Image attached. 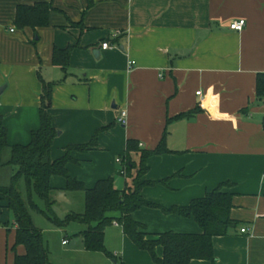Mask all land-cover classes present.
Returning a JSON list of instances; mask_svg holds the SVG:
<instances>
[{
    "label": "crops",
    "instance_id": "0c3cea01",
    "mask_svg": "<svg viewBox=\"0 0 264 264\" xmlns=\"http://www.w3.org/2000/svg\"><path fill=\"white\" fill-rule=\"evenodd\" d=\"M88 1L0 0V116L7 143L30 141L40 125L41 80L54 82L51 160L68 145L94 141L70 152L77 162L67 164L69 175L86 188L110 177L123 190L135 172L121 175L115 160L125 154L127 141L152 150L163 139L168 151L147 160L144 179L155 183L141 190L145 199L185 206L223 182L230 185L222 190L233 194L230 216L237 226L213 237L212 262L189 264H264V96L255 90L257 74L264 73V0ZM37 2L51 6L48 25L17 27V7ZM239 19L245 20L243 29L231 30L229 23ZM104 41L113 46L102 48ZM54 48H69L66 71L53 63ZM193 109L191 116L174 118ZM122 110L125 125L116 120ZM129 155L138 163V152ZM49 184L57 188L53 207L65 214L83 211L82 191L65 190V179L57 175ZM9 216L0 199V264H13L14 254L24 252L22 245L12 249L15 224L10 229ZM132 217L151 238L167 231L201 233L192 217L158 207H141ZM84 228L61 244L81 245L75 234ZM73 238L76 244L69 247ZM104 246L115 258L81 245L77 252L83 256L75 263L156 264L119 224L105 228ZM155 254L161 257L163 248L157 246Z\"/></svg>",
    "mask_w": 264,
    "mask_h": 264
},
{
    "label": "trees",
    "instance_id": "16d2710c",
    "mask_svg": "<svg viewBox=\"0 0 264 264\" xmlns=\"http://www.w3.org/2000/svg\"><path fill=\"white\" fill-rule=\"evenodd\" d=\"M91 0L88 1V5ZM51 6L46 2L33 5H19L15 16V25L23 27H39L48 25V14ZM69 48H54L52 61L64 71L68 66ZM42 83L40 97V125L31 132L30 141L26 144L7 143V130L0 116V167L10 165L13 172L10 183L0 185V199L5 201V207L13 216L15 237L12 249L22 245L24 252L14 254L13 264H53L48 257V250L42 239L41 230L33 223L31 212L42 214L57 227H66L70 222H79L85 226L75 234L81 237L83 248L87 251L104 252L115 258L104 246L105 228L112 223L119 224L129 239L141 250L147 251L156 264H189L195 260H214L213 237L225 235L229 229L237 226V221L231 218L233 194L223 191V186L229 182L220 183L204 196L192 199L185 206H160L145 199L141 190L155 182L144 179L148 170L147 160L150 156L168 151L163 139L152 150L139 148L134 140L127 141L126 152L122 156L125 171L135 169L132 185L118 190L113 185V179L103 178L96 181L91 188H86L82 181L69 175L67 164L77 162L71 155L72 150L84 151L93 145L94 141L82 145H68L61 157L51 160L50 150L57 131L54 128L49 108L54 82ZM255 90L257 97L264 96V73H258ZM193 109L177 115L183 118L193 115ZM130 151L139 154V161L131 160ZM6 153V154H5ZM61 176L65 179V190L82 191L84 208L78 213L69 211L62 218L53 209L57 188L51 187V176ZM42 202V206L39 204ZM141 207H158L164 213H172L183 217H192L199 225L201 233H176L167 231L148 237L145 225L134 220L132 213ZM161 246L163 254L158 257L155 248Z\"/></svg>",
    "mask_w": 264,
    "mask_h": 264
},
{
    "label": "rangeland",
    "instance_id": "374dc122",
    "mask_svg": "<svg viewBox=\"0 0 264 264\" xmlns=\"http://www.w3.org/2000/svg\"><path fill=\"white\" fill-rule=\"evenodd\" d=\"M12 172L13 169L10 165H3L0 167V185L5 186L10 183V176ZM78 203V200L74 198L71 208L76 209L78 207ZM39 204L41 206L43 205L41 201H39ZM53 209L60 218L64 216L65 213L61 208H57L55 206ZM31 215L33 217L34 225L42 232L43 243L47 248L49 257L54 262V264H77L75 261L77 259L79 260L81 256H83L77 252L78 248H80L82 244L69 249L65 245L61 244V239L65 236L70 237L73 233L77 232L79 230L78 228L81 227V224L79 222H70L64 228L57 227L38 212L32 211ZM12 223L13 218L10 213L8 225L10 229H12Z\"/></svg>",
    "mask_w": 264,
    "mask_h": 264
},
{
    "label": "built area",
    "instance_id": "2783aa9c",
    "mask_svg": "<svg viewBox=\"0 0 264 264\" xmlns=\"http://www.w3.org/2000/svg\"><path fill=\"white\" fill-rule=\"evenodd\" d=\"M245 25V20L244 19H239V20H233L229 23V28L233 31H236V32H240L243 27ZM12 30V29H11ZM116 34H114L113 36H115ZM113 46V44L109 43V41H104L102 42L101 44V47L102 48H109ZM133 62L132 61H129V64H132ZM196 95H200V91H196ZM117 123L121 124V125H125L126 124V112L124 110H122L119 114V116L117 117ZM116 162L118 164H120V168H119V173L121 175H124V173L126 172L125 171V165L122 161V158L121 156H118L116 157ZM241 231H245V229H241ZM68 243V240H63L62 241V244H67Z\"/></svg>",
    "mask_w": 264,
    "mask_h": 264
},
{
    "label": "water",
    "instance_id": "95a60500",
    "mask_svg": "<svg viewBox=\"0 0 264 264\" xmlns=\"http://www.w3.org/2000/svg\"><path fill=\"white\" fill-rule=\"evenodd\" d=\"M4 88H5V85L0 86V94L2 93V91H3ZM63 197H64L63 192H60V193H58V195H57V200L62 201V200H63ZM64 200H66V199L64 198ZM76 241H77V238H73V239L70 241V243H69L68 246H69V247H73V246L76 244Z\"/></svg>",
    "mask_w": 264,
    "mask_h": 264
}]
</instances>
